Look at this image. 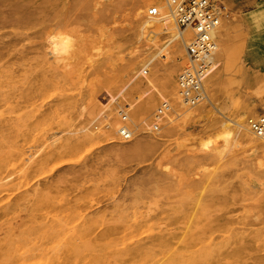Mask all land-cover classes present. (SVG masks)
<instances>
[{"label":"rangeland","instance_id":"1","mask_svg":"<svg viewBox=\"0 0 264 264\" xmlns=\"http://www.w3.org/2000/svg\"><path fill=\"white\" fill-rule=\"evenodd\" d=\"M233 1L230 7L218 0L225 18L220 47L228 45L230 65L219 84L212 81L221 65L205 81L207 100L196 117L178 127L184 108L171 94V79L180 64L169 52L182 47L167 48L162 64L150 68L159 94L173 106L165 130L144 127L163 97L149 93L135 101L142 88L149 90L135 82L119 102L134 103L130 115L139 136L123 142L98 136L92 126L89 135L102 139L94 145L72 133L93 120L81 114L83 102L94 94L105 105L147 60L136 56H153L166 39L137 33L133 7L140 0H0V200L19 216L21 229L41 223L30 236L37 244L57 217L68 219L67 229L90 222L89 238L103 239L107 257L132 246L133 264H264L262 150L242 143L218 154L199 145L225 115L264 114V44L243 19L259 0ZM59 34L71 42L53 58L43 45ZM95 45L103 54L91 68L83 53ZM217 61L224 63L221 54ZM129 63L132 76L113 83ZM122 218L135 222L131 230L108 231V223ZM191 218L201 226L187 229ZM48 237L44 244L58 246Z\"/></svg>","mask_w":264,"mask_h":264},{"label":"bare ground","instance_id":"2","mask_svg":"<svg viewBox=\"0 0 264 264\" xmlns=\"http://www.w3.org/2000/svg\"><path fill=\"white\" fill-rule=\"evenodd\" d=\"M146 7L147 9H145ZM151 8L157 9V14L155 16H151L149 14V10ZM222 10L223 12L220 17L219 25L212 30V32H210L213 44L212 49L204 56V59L207 57V61L209 63L212 62V68L210 73L202 79L199 87L200 91L197 92V94L201 96L202 93H204L205 100L198 101L195 104H190L182 95L183 90L179 87L178 79L181 77L183 72L184 61L186 58V47L194 41L195 34L190 30L179 29L174 18L171 16V10L168 4L164 0H140V3L133 7L134 25L137 33L142 37V39L151 34L156 37H164L166 39L164 45L159 47L153 56L147 55V51L142 52L143 54H140V56H136L137 60H140L141 62L145 58L147 59L136 71L134 66L130 63L122 69L119 74V78L116 76V78L112 81L113 83L117 84L127 80L130 76H132L134 71L135 74H133L131 79L126 82L124 88L119 91L115 97L110 95L111 99L107 103V108H105L106 105L104 107V104L97 100L96 95H90L83 102L81 114L85 119L93 118V120L88 127H81L72 133L80 135L83 142L87 141L88 143H92L94 145H100L102 142L101 138L94 136L91 137L89 135L92 133L93 124H103L98 118H100L102 111L105 109H109L111 112L108 119L109 121H111L113 114L117 116L118 113L116 110L121 107L119 98L124 95L130 85H133L135 82L149 85L148 92H145V89L142 88L144 93L143 97L149 93H156L159 98L163 97L159 94V91L152 80L150 68L162 64V61L166 59L163 52L167 48H177L179 50V45H181L182 51H177L176 53H174V51L169 52L170 57H172L171 60L174 61V63L179 61L180 64V70L176 81L174 78L171 79V94L180 99V105L184 108V111L181 114H177V120H180L178 127H182L186 121L194 119L198 109L203 107L204 102L207 100V95L205 93V81L214 72L216 65H221L222 68L214 74L212 81L215 85L219 84L223 71L230 65L228 45H225L223 48L220 47V43H223L222 39L224 36V7ZM244 15L243 19L249 28V32L259 43L264 44V0L258 1L257 9H253ZM226 22L230 24L231 20L228 19ZM56 37L57 38L55 40H51L43 45L47 50V54L51 55L53 58H58L63 55L69 48L68 41L64 39V36L59 34ZM92 46L90 51H88L89 48L86 47L87 52L83 53V58L86 60L87 66L91 68L94 67L97 62L101 61L103 54L102 47L98 45H95V47ZM133 52L134 51L132 50V53ZM220 54L224 59V63L222 64L217 61V57H219ZM145 69H148L149 73L147 75H143ZM163 100L166 102L165 106H163ZM100 105H102L103 108L96 118H94L98 106ZM133 107L126 112H123L122 115L118 114L120 116V120L115 119L117 122L119 121L116 126L113 124L115 121L113 120L109 123V125H107V127H99L102 132H97L103 133L110 138H117L123 142H130L135 139L140 132V127L139 123H135L131 120L130 112ZM172 109L173 106H171V101L163 97L162 102L160 101L155 110L153 120L150 124L144 126L146 127V130H148V132H159L162 129L165 130L164 128L167 125L166 120L163 119V117H167L168 124L170 120L169 113ZM160 110L163 111V114H160L162 113ZM223 117L226 121H224L212 134L208 135L206 139L199 142L201 149L205 151L212 148L218 151V154H222L244 143L245 145H248L249 149L253 152L259 149L262 150V155L264 157V137H262L253 128L254 123L263 120L262 118H264V114L248 116L247 113H241L239 115L233 114L227 116L225 115ZM250 121L254 122L250 123ZM93 133L95 132L93 131ZM98 136L101 135L98 134ZM259 166L263 165L259 163ZM172 187H167V190H170ZM0 188H5V186L0 185ZM45 198L46 196L40 197V199ZM67 220L68 219L65 218L55 217L52 220L53 223L50 230L44 234L43 242L41 244H37V241L30 236L33 230L36 229L37 231L41 229V223L33 224L29 230L21 229V219L19 216H16L10 204L2 203V200H0V264H133L134 249L132 246L123 244L120 246L121 248H114L112 255L107 257L106 252H108V249H103L109 248V246L104 247L106 243L103 242V239L96 238L92 240L89 238L91 235L90 222L79 224L77 227L67 229ZM190 221L191 222L187 226V229H190L191 224L193 223V218H191ZM124 222L125 224L121 225ZM134 224L135 222L129 223L126 218H122L121 220L108 223L107 228L108 231L123 227L124 230H131V227ZM193 225L201 226V221L195 220ZM203 225L205 227L211 224L203 223ZM42 226L44 228L46 227L43 222ZM61 233H63L64 237L58 238ZM48 235L57 238L56 242L58 246H48L49 244H44L46 238H49ZM182 236L184 237L185 235L183 234ZM81 252H83V254H81Z\"/></svg>","mask_w":264,"mask_h":264},{"label":"built area","instance_id":"3","mask_svg":"<svg viewBox=\"0 0 264 264\" xmlns=\"http://www.w3.org/2000/svg\"><path fill=\"white\" fill-rule=\"evenodd\" d=\"M170 10L171 16L174 18L175 22L179 29L190 30L195 34V39L186 47V55L183 66V72L181 77L178 79L179 87L183 90L184 99L190 104H195L198 101H204L205 95L202 93V96L197 94L200 91L199 87L201 81L206 77L212 68V62L207 61V57L204 59V56L209 53L212 49V38L210 32L214 30L220 22V17L222 15V5L218 0H164ZM151 16L157 14L156 8H151L149 10ZM148 69H145L143 75H147ZM143 90H141L134 98L135 101L140 100L143 97ZM166 105L165 100H163ZM108 103V102H107ZM107 103L104 105L107 108ZM134 103L121 102V107L116 110L119 115H122L123 112H126ZM160 114H163V111L160 110ZM165 114V112H164ZM111 115L109 109L102 111L100 119L103 124L94 125L93 131L97 134L102 132L99 127H107L109 125L108 119ZM163 117V115H162ZM163 119L166 120L167 117ZM263 120L253 124V128L257 131L262 137H264V118ZM256 121V120H254ZM254 121H250L254 122ZM165 122V121H164ZM264 139V138H263Z\"/></svg>","mask_w":264,"mask_h":264},{"label":"clouds","instance_id":"4","mask_svg":"<svg viewBox=\"0 0 264 264\" xmlns=\"http://www.w3.org/2000/svg\"><path fill=\"white\" fill-rule=\"evenodd\" d=\"M57 37L53 36V37H50L49 39L50 40H55ZM64 39L68 42H71V37L67 36V34H64Z\"/></svg>","mask_w":264,"mask_h":264},{"label":"crops","instance_id":"5","mask_svg":"<svg viewBox=\"0 0 264 264\" xmlns=\"http://www.w3.org/2000/svg\"><path fill=\"white\" fill-rule=\"evenodd\" d=\"M225 2L227 3V5H229L230 7L233 6L234 1L233 0H225Z\"/></svg>","mask_w":264,"mask_h":264}]
</instances>
